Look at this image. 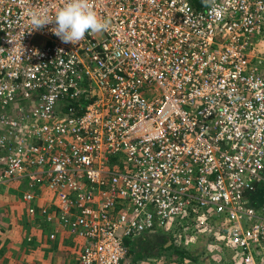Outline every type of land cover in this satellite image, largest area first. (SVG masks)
<instances>
[{
  "label": "built area",
  "instance_id": "1",
  "mask_svg": "<svg viewBox=\"0 0 264 264\" xmlns=\"http://www.w3.org/2000/svg\"><path fill=\"white\" fill-rule=\"evenodd\" d=\"M63 3L0 0V185L79 264L211 222L264 264V0H91L110 27L77 44L29 23Z\"/></svg>",
  "mask_w": 264,
  "mask_h": 264
},
{
  "label": "rangeland",
  "instance_id": "2",
  "mask_svg": "<svg viewBox=\"0 0 264 264\" xmlns=\"http://www.w3.org/2000/svg\"><path fill=\"white\" fill-rule=\"evenodd\" d=\"M257 48L260 51L254 52L256 58H264V45H258ZM18 183H21V180H19ZM15 195L18 194L15 193ZM14 196H12V201H14ZM4 200L0 199L1 210H4V207L7 209L8 206H13L7 201L4 206ZM14 211L16 212L17 209L14 208ZM15 216L16 214L14 212L13 214L8 215L7 218L11 217L13 219L7 220L5 218L3 223L9 224V227L8 225L7 228L1 227L0 231V235H2V237H0L1 242L9 240V238H12L10 240H13V242L19 241V243L13 245L14 251L12 254L14 256L13 260H16L15 264H54L51 260H46V256L42 259L47 250H40V245H38L39 242L36 241V238L38 237L35 236V229L39 226V223L35 222L27 214L23 213L22 215V212H19L18 217ZM19 219L22 221V224H20L18 229H14L16 230L13 231L15 234L6 231L11 226L10 222H19ZM162 231L165 234H170L177 238L176 243L179 244L181 249H186L192 258H185L183 262L180 263L179 260L181 257L178 255L160 256L151 257L138 264H238L236 261L235 250L219 242L218 237L220 234H223V230L214 222L207 223L206 225L201 226L200 229L185 224H177L170 228L162 229ZM59 240L62 242L64 241L62 244H65V247L69 246V249L71 248L69 261H67V259L64 260V264H79L77 249L73 248L67 239L60 238ZM20 246L22 248H20ZM64 251L65 250L63 249L62 252ZM17 252L19 253V257H16Z\"/></svg>",
  "mask_w": 264,
  "mask_h": 264
},
{
  "label": "clouds",
  "instance_id": "3",
  "mask_svg": "<svg viewBox=\"0 0 264 264\" xmlns=\"http://www.w3.org/2000/svg\"><path fill=\"white\" fill-rule=\"evenodd\" d=\"M205 6L212 7V0H204ZM29 23L33 29H40L55 22L52 29L54 35L63 43L77 44L81 42L86 34H98L109 30L110 23L102 19L94 10L91 0H64L52 16L49 18L47 9H32L28 13Z\"/></svg>",
  "mask_w": 264,
  "mask_h": 264
},
{
  "label": "crops",
  "instance_id": "4",
  "mask_svg": "<svg viewBox=\"0 0 264 264\" xmlns=\"http://www.w3.org/2000/svg\"><path fill=\"white\" fill-rule=\"evenodd\" d=\"M25 188V185H23L22 183H18V182H14L11 185H0V199H5L4 202L5 204H3L4 206L6 205V201L11 203L13 206H8V208L6 209L4 207V210L0 209V231H1V227H6L7 225L9 227V224L7 223H3V220L6 218L7 220L9 219H13L11 217L7 218L8 215L13 214V212L16 214L15 217H18L19 212H22L24 214L26 213V207L25 204L23 202V190ZM18 194V195H15ZM15 195V196H14ZM14 196V201H12ZM7 198V199H6ZM14 208L17 209V211H14ZM13 211V212H12ZM18 220V218H17ZM20 220V219H19ZM11 226L10 228H8L6 231H8L9 233L11 232V234H15L13 231H16L14 229H18L20 224H22V221L20 220L19 222H10ZM22 231V230H21ZM20 231V232H21ZM35 236L38 237L36 238L39 243L38 245H40V250H47L46 254L44 253V257L46 256V260H51V262H53L54 264H64V260L67 259V261H69V255H70V250L69 246L65 247L62 243L61 240H56V241H50L48 240L45 230L43 229V227H39L37 226L35 229ZM0 237H2V235H0ZM12 238H9V240H5V241H0V264H15L16 260H13V254L12 252L14 251L13 245L15 243H19V241L13 242V240H10ZM21 241V240H20ZM5 242V243H4ZM42 243V245H41ZM46 244V245H45ZM20 248H22L20 246ZM65 250L64 252H62V250ZM23 253V251H22ZM21 253V255H22ZM16 257H19V253H16ZM65 256H64V255ZM49 264V263H48Z\"/></svg>",
  "mask_w": 264,
  "mask_h": 264
},
{
  "label": "trees",
  "instance_id": "5",
  "mask_svg": "<svg viewBox=\"0 0 264 264\" xmlns=\"http://www.w3.org/2000/svg\"><path fill=\"white\" fill-rule=\"evenodd\" d=\"M177 238L165 234L161 229L144 232L132 240L127 241L129 247V258L138 264L151 257L174 256L181 257L180 263L185 258H192L186 249H181Z\"/></svg>",
  "mask_w": 264,
  "mask_h": 264
},
{
  "label": "flooded vegetation",
  "instance_id": "6",
  "mask_svg": "<svg viewBox=\"0 0 264 264\" xmlns=\"http://www.w3.org/2000/svg\"><path fill=\"white\" fill-rule=\"evenodd\" d=\"M177 244V243H176Z\"/></svg>",
  "mask_w": 264,
  "mask_h": 264
}]
</instances>
